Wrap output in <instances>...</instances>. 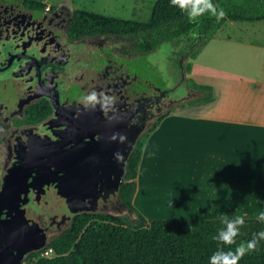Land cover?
<instances>
[{"label":"flooded vegetation","instance_id":"obj_1","mask_svg":"<svg viewBox=\"0 0 264 264\" xmlns=\"http://www.w3.org/2000/svg\"><path fill=\"white\" fill-rule=\"evenodd\" d=\"M76 11L64 1L0 0L1 178L17 162L20 149L29 151L39 140L55 142L68 128V148L77 155L73 161H105L103 156L128 147L141 123L139 140L181 101L174 98L175 89L153 83V52L142 50L138 38L93 29L76 20ZM92 91L97 94L94 105L81 99ZM100 188L98 183L96 191ZM45 190L38 202L31 189L25 208L43 201L49 205L47 197L57 189L51 185ZM90 190L96 194L93 184ZM120 199V192L107 201L101 195L97 205H90L95 212L73 214L67 207L61 216L40 214L38 222L53 239L80 214L129 217ZM63 217L66 222L59 224Z\"/></svg>","mask_w":264,"mask_h":264},{"label":"rangeland","instance_id":"obj_2","mask_svg":"<svg viewBox=\"0 0 264 264\" xmlns=\"http://www.w3.org/2000/svg\"><path fill=\"white\" fill-rule=\"evenodd\" d=\"M49 2L55 5L61 0ZM156 2L157 0H89L85 2L84 8L114 20L125 19L149 24ZM193 48L191 51L190 46L181 41L171 42L150 55L153 71L151 78L156 86L175 89L174 98L181 101L188 98L189 91L200 95L196 99L186 101V104L180 101L172 108L170 112L176 111L178 117H173L164 124L157 132L158 137L152 142V147L147 151V158L151 149V155L155 156V162L150 166L153 168L149 182L150 190L154 194H145V201L142 200L143 196H140L136 207L149 220L194 217L191 214L193 212L186 209L185 199L174 200L182 192L178 183L183 181L184 177L187 181L191 180L188 175L198 169L199 161L214 160L216 153L227 156V152L220 148V140L225 139L224 135L228 134L224 143L230 142V146L234 145V157L237 154L239 158L236 161L243 160V152H240V149L249 137H252L253 145H264V20H227L215 37L203 40ZM184 53L189 54L188 58H185ZM198 86H210L213 90ZM211 96H214L211 104L202 99ZM200 100H203L200 104L196 102ZM173 128H179L178 131L181 130L182 135L177 131L175 135L169 133V136H175V140H167L164 142L167 146L161 148L160 140L164 141L167 132H171ZM220 134L223 136L220 137ZM194 147H201L198 156L203 155L204 160L200 157H197L196 161L192 159L191 150ZM218 149L220 151H217ZM254 157L249 161H258ZM167 168L171 169L170 175L168 171L166 176L168 180L171 176V185L163 183L164 170ZM156 174L158 178L155 177ZM146 185L142 179L141 187L145 188ZM47 200L49 205H45L44 201L41 205H28L27 217L39 221L40 214H45L46 217L61 216L67 211L65 200L56 190L50 191ZM251 216L254 217L252 214ZM46 255L50 256L52 252L49 251Z\"/></svg>","mask_w":264,"mask_h":264},{"label":"trees","instance_id":"obj_3","mask_svg":"<svg viewBox=\"0 0 264 264\" xmlns=\"http://www.w3.org/2000/svg\"><path fill=\"white\" fill-rule=\"evenodd\" d=\"M217 11L224 15L217 19L205 12L190 19L186 11L157 0L149 24L114 20L104 16L76 11V20L89 22L93 29L105 33L138 38L142 50L154 52L164 44L184 42L191 48L203 40L213 38L225 21L256 22L264 20V0H212ZM42 7L46 5L36 3ZM194 49V48H193ZM167 113L139 140L127 162L120 188V198L133 211L129 217L85 213L74 217L70 227L54 237L42 251L29 254L24 263L32 264H208L217 250L212 236L224 225L223 219L149 220L134 205L138 192L139 169L147 137L157 130ZM1 186V174H0ZM246 224L237 238L249 240L254 232L264 230V224L246 216ZM189 225H192L189 228ZM233 250L235 245L228 246ZM227 250V249H225ZM52 255L47 256V252ZM240 264H264V241L258 249L247 254Z\"/></svg>","mask_w":264,"mask_h":264},{"label":"water","instance_id":"obj_4","mask_svg":"<svg viewBox=\"0 0 264 264\" xmlns=\"http://www.w3.org/2000/svg\"><path fill=\"white\" fill-rule=\"evenodd\" d=\"M198 97L199 94L190 93L181 102ZM144 127L145 124L141 123L126 149L103 156L105 161H73L77 155L74 149L68 148L69 128L55 142L39 140L33 142L29 151L20 149L17 162L1 178L0 264H23L29 254L50 245L52 238L49 230L27 217L25 206L30 202L31 189L37 191L36 200L39 202L46 194L45 186L55 185L71 213L95 212L96 207L90 205H97L101 195L107 201L111 195L120 192L127 162ZM109 158L115 161H106ZM94 173L99 174L95 181ZM98 183H101V188L97 192ZM92 184L96 191L93 196L90 194ZM120 202L123 210L134 215L121 199ZM52 220H56V217ZM64 222L65 217L58 223Z\"/></svg>","mask_w":264,"mask_h":264},{"label":"crops","instance_id":"obj_5","mask_svg":"<svg viewBox=\"0 0 264 264\" xmlns=\"http://www.w3.org/2000/svg\"><path fill=\"white\" fill-rule=\"evenodd\" d=\"M63 1L69 3L77 10L92 13L84 8L85 2L89 0H61V2ZM43 3L51 4L49 0H45ZM122 21L127 20L123 19ZM198 87L208 88L211 89V91L213 90V88L210 86ZM202 99H204V102L211 104V102L214 101V96L208 98L204 97ZM201 101L203 100L196 102H199L200 104ZM183 104H186V102H184ZM179 115H181V113H179ZM173 117H178L176 111H172L170 115L160 123L159 128L152 132L146 139V145L143 151L142 161L139 169L138 192L134 199L135 207L140 196H143L142 200L145 201L148 195H150L151 193L154 194V192L150 190L149 183L150 177H152L151 175L153 168L150 166H152V164H154L155 162V156L151 155L153 149H151L148 158L146 157V154L147 151L152 147V142H155V138L158 137L157 132H159L164 124L171 120ZM178 129L179 128H173L171 132L169 130V132H167L166 134L167 136H165L164 138V141L159 139L161 141V148L164 149V147L167 146L166 143H164L167 140H170L171 138H173L172 141L175 140V136H169V133L170 135H175L177 132H179L180 134L182 133V131H178ZM190 132L192 131L190 130ZM227 135H224L225 139ZM222 136L223 135L220 134V137ZM224 140H220V148H223V150L227 152V156L216 153L214 160L202 162L199 161L197 164L198 169H195L191 173L188 172V179L191 180L187 181L186 177H184L185 179L183 181L181 180L178 183V185L182 187V192H180L179 195L174 198V200L179 201L185 199L184 205H186L187 210L190 209L188 211L193 212L191 214L194 216V219L219 220L223 219L224 216L231 217L233 216V214L244 213H247V216H251V214L253 215V213L259 210H264V185H262V183L264 182V161H261L262 159H264V153H262V148L264 149L263 143H261L260 145H253L252 137H249L247 141L242 144L240 149V152H243V158H241L243 160L236 161L239 158L237 154L234 157V145L231 144L230 146V142L224 143ZM262 141L264 142V140ZM154 146L156 145L154 144ZM252 147L254 149V154ZM191 151L193 160L196 161L197 157H200V159L204 160L203 155L202 157L198 156L201 151V147H194V149L192 148ZM217 151H220V149H218ZM230 152L232 153L230 154ZM167 155L170 156V154ZM251 157H254V159L256 158L258 161H249ZM158 160L160 159H156V161ZM168 171L170 175V168L164 170L163 183L167 182L166 185H171V176L169 180L166 177ZM155 177L158 178V174H156ZM142 179H144L147 183L145 188L141 187ZM145 194L147 196H145Z\"/></svg>","mask_w":264,"mask_h":264},{"label":"clouds","instance_id":"obj_6","mask_svg":"<svg viewBox=\"0 0 264 264\" xmlns=\"http://www.w3.org/2000/svg\"><path fill=\"white\" fill-rule=\"evenodd\" d=\"M170 4L186 11L190 19H195L205 12H210L217 19L224 15L223 10L217 11L212 0H170ZM81 99L94 105L97 102V94L92 91ZM104 99L110 98L104 97ZM246 216L247 213L223 217L222 224L224 226L211 237L212 240L217 241V250L208 258V264H240L247 254L258 249L259 242L264 241V230L254 232L251 239L241 240L237 243V238L242 235L241 229L246 224ZM253 216L259 223L264 224V210L253 213ZM191 227L192 225H189V228ZM231 245H235L234 250L228 247Z\"/></svg>","mask_w":264,"mask_h":264}]
</instances>
